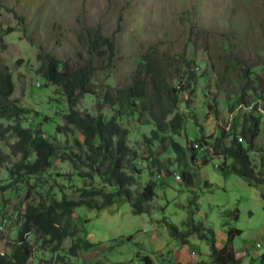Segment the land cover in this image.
<instances>
[{"label":"rangeland","instance_id":"rangeland-1","mask_svg":"<svg viewBox=\"0 0 264 264\" xmlns=\"http://www.w3.org/2000/svg\"><path fill=\"white\" fill-rule=\"evenodd\" d=\"M96 27L102 36L114 40L112 63L88 52L84 30ZM150 50L159 59L179 56L182 63L184 59L194 62L188 71L196 72L191 86L195 91L192 96L181 95L180 109L188 117L176 138L188 146L202 137L207 140V153L196 152V161L189 162V155L184 161L185 170L194 176L192 186L181 175L166 176V170L180 174L166 143H155L150 152L145 138L152 125H143L136 117L123 118L127 145L136 153L141 170L132 190L140 192L155 182L150 213L134 215L128 203L101 211L78 207L70 228L76 227L77 238L86 239L92 247L74 257L69 252L74 240L65 239L56 248L41 236L28 234L33 247L29 264H146L147 257L150 264H211L208 241L187 234L183 243L171 236L163 222L166 218L181 234L190 233L187 222L194 207L195 223L212 230L217 248L226 243L228 231L236 229L240 235L234 237L232 248L240 264H264L263 185L250 186L229 168H220L231 163L222 149L234 135L241 137L244 119L252 116L259 125L250 160L264 179V0H0V70L13 78L10 100L29 112L18 122L23 128L41 130L54 148L52 166L45 174L28 179L17 195L0 194V223L6 220L0 225V254L11 252L27 205L48 203L52 195L58 201L63 197L78 200V191L86 187L112 190L86 167L76 171L78 162L68 160L73 154H85L83 137L78 132L56 133L65 123L68 105L61 90L44 79L39 55H51L69 70L93 62L97 69L89 88L102 99L85 95L75 109L95 115L97 103L109 112L103 99L106 93L128 87ZM244 66L250 69L249 79L241 72ZM240 94L246 103L239 101ZM208 103L217 116L209 113ZM16 121L0 117V131ZM16 140L12 135L0 138L2 158L10 156ZM205 156L207 163L202 165ZM154 159L159 172L147 168ZM4 161L0 182L7 179V171L20 161V155Z\"/></svg>","mask_w":264,"mask_h":264},{"label":"trees","instance_id":"trees-1","mask_svg":"<svg viewBox=\"0 0 264 264\" xmlns=\"http://www.w3.org/2000/svg\"><path fill=\"white\" fill-rule=\"evenodd\" d=\"M11 31L9 29L6 33ZM84 33L88 42L89 54H96L98 59L107 57V61L112 63L115 57L114 40L102 36L99 27L85 29ZM39 57L44 65V79L61 90L68 105V112L63 116L65 123L56 128V133L78 132L83 137L85 154L83 156L73 154V157L68 160L74 165L75 161L78 162L76 163L78 166L75 165L76 171L80 167H86L112 190L107 193L103 189L86 187L78 191V200L63 197L58 201L52 195L48 203L41 201L37 205H27L16 242L9 254H0V264H29L33 255V247L26 238L28 234L41 236L47 240V244H54L56 248L60 247L65 239L74 240L69 249L74 257L77 256L79 250L91 248L92 245L86 239L77 238L80 233L76 227L70 228L71 216L78 207L101 211L113 204L120 206L128 203L134 215L150 213V202L155 197V182L147 183L140 192L135 193L132 190L136 183L135 175H139L141 170L135 162L136 153L127 145L128 131L121 126L123 118L136 117L137 121L142 122L143 125L154 127L149 136L145 138L150 152L153 151L155 143L162 145L166 143L169 151L175 156L182 179L188 186H192L194 176L185 170L184 161L188 155L189 162L196 161V152L207 153V148L196 150L192 147L194 144L201 147L207 146V140L203 137L191 146H188V143L183 145L176 140L183 133L188 117L180 109L181 95L188 92V95L192 96L195 91L191 89V86L192 81L197 80L196 72L188 71L193 61L184 59L182 63L179 56L171 58L165 56L159 59L150 50L142 57L131 76V83L128 87L116 89L112 95L110 92L106 93L103 99L107 102L109 112L104 111L103 104L97 103L96 114L91 115L77 111L75 106L85 95L94 96L96 100L102 99L89 88L97 69L96 66H92L93 62H87L82 67L69 70L51 55H39ZM234 61L242 67L239 60L234 59ZM241 72L244 78L249 79V67L244 66ZM12 80L10 73L0 70V117L17 120L13 126H7L0 131V138L4 139L6 135H12L17 139L10 146V156L20 155V161L7 171V179L0 182L1 195L7 193L17 195L28 179L45 174L52 166L54 155L51 142L41 130L23 128L18 122L29 112L16 101L10 100L14 90ZM239 101L246 103L243 94H240ZM184 104L188 105V100ZM207 108L209 113L217 116L211 104L208 103ZM258 125L259 121L252 116L244 119L241 137L234 135L229 146L222 149L224 159L230 160L231 163L228 166L222 165L220 168H229L233 174L246 180L250 186L263 185L260 197L264 202V179L260 178L261 174L256 173L250 160ZM220 142L221 140L217 141L219 146ZM261 152L263 153L261 163H263L264 148ZM10 156L4 155L2 158L0 155V164ZM207 159L208 157L205 156L202 165L207 163ZM152 167L160 171L158 160H152L147 166L149 170ZM166 171V176L172 175L169 170ZM156 175L157 178L161 177L159 174ZM28 195L29 193L27 197ZM195 198L190 201V207L194 205ZM196 211V207L190 211L187 222L190 226V233L186 234H181L175 225L167 223L164 218L163 222L171 236L180 238L183 243H186L187 234H196L199 239L209 242L211 264H240L232 248V241L235 236L240 235V231L229 230L226 243L223 247L217 248L212 230H206L199 222L195 223ZM5 222L3 218L0 225H4ZM205 231L209 234V238ZM149 261V258H144L146 264H149ZM262 261H264V256Z\"/></svg>","mask_w":264,"mask_h":264},{"label":"built area","instance_id":"built-area-1","mask_svg":"<svg viewBox=\"0 0 264 264\" xmlns=\"http://www.w3.org/2000/svg\"><path fill=\"white\" fill-rule=\"evenodd\" d=\"M197 70H198V68H197ZM193 147H194V149H197V150H204L205 149V147H201L198 144H194ZM172 175H180V174L173 172Z\"/></svg>","mask_w":264,"mask_h":264},{"label":"crops","instance_id":"crops-1","mask_svg":"<svg viewBox=\"0 0 264 264\" xmlns=\"http://www.w3.org/2000/svg\"><path fill=\"white\" fill-rule=\"evenodd\" d=\"M147 258H148V257H147ZM149 262L151 263V261H149ZM150 263H149V264H150ZM180 264H181V263H180Z\"/></svg>","mask_w":264,"mask_h":264}]
</instances>
